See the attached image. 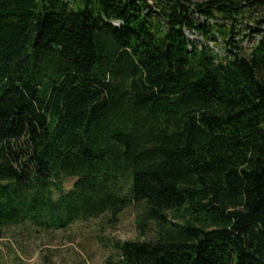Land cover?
<instances>
[{
	"label": "trees",
	"instance_id": "1",
	"mask_svg": "<svg viewBox=\"0 0 264 264\" xmlns=\"http://www.w3.org/2000/svg\"><path fill=\"white\" fill-rule=\"evenodd\" d=\"M205 1L0 0V262L12 226L137 201L121 264H264V37L229 38L264 0Z\"/></svg>",
	"mask_w": 264,
	"mask_h": 264
},
{
	"label": "rangeland",
	"instance_id": "2",
	"mask_svg": "<svg viewBox=\"0 0 264 264\" xmlns=\"http://www.w3.org/2000/svg\"><path fill=\"white\" fill-rule=\"evenodd\" d=\"M194 21L207 30L208 26L224 24L208 21L200 14L194 16ZM234 34L229 36L232 44L242 46L249 53L264 37V11L255 10L252 18L238 25ZM187 36L191 42L208 44L198 33H187ZM213 39L214 42L209 44L219 54L228 56L229 50H233L217 34ZM74 182L73 179L64 180V193L72 189ZM59 196L56 192L54 198ZM145 212L143 202L132 201L116 217L106 214L87 222H76L66 229L48 228L30 221L12 226L1 240L3 256L0 264H121V254L115 246L117 241H146L153 237L154 224Z\"/></svg>",
	"mask_w": 264,
	"mask_h": 264
}]
</instances>
